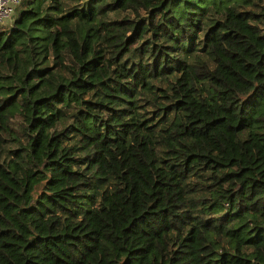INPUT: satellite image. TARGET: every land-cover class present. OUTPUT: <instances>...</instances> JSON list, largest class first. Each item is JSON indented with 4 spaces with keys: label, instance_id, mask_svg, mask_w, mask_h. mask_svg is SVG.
<instances>
[{
    "label": "trees",
    "instance_id": "16d2710c",
    "mask_svg": "<svg viewBox=\"0 0 264 264\" xmlns=\"http://www.w3.org/2000/svg\"><path fill=\"white\" fill-rule=\"evenodd\" d=\"M19 3L0 264H264V0Z\"/></svg>",
    "mask_w": 264,
    "mask_h": 264
},
{
    "label": "built area",
    "instance_id": "2783aa9c",
    "mask_svg": "<svg viewBox=\"0 0 264 264\" xmlns=\"http://www.w3.org/2000/svg\"><path fill=\"white\" fill-rule=\"evenodd\" d=\"M21 0H0V24L10 17L14 6Z\"/></svg>",
    "mask_w": 264,
    "mask_h": 264
},
{
    "label": "rangeland",
    "instance_id": "374dc122",
    "mask_svg": "<svg viewBox=\"0 0 264 264\" xmlns=\"http://www.w3.org/2000/svg\"><path fill=\"white\" fill-rule=\"evenodd\" d=\"M19 11H20V3H17L15 6H14V10L12 12V14L10 15L9 18H7L3 23H1V27H9L12 23V21L18 16L19 14Z\"/></svg>",
    "mask_w": 264,
    "mask_h": 264
},
{
    "label": "crops",
    "instance_id": "0c3cea01",
    "mask_svg": "<svg viewBox=\"0 0 264 264\" xmlns=\"http://www.w3.org/2000/svg\"><path fill=\"white\" fill-rule=\"evenodd\" d=\"M4 24V23H3ZM2 25V24H1Z\"/></svg>",
    "mask_w": 264,
    "mask_h": 264
}]
</instances>
